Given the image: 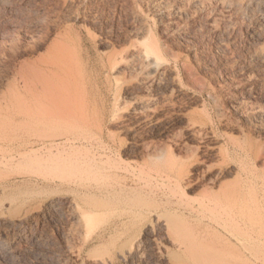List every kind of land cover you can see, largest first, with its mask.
<instances>
[{
  "label": "rangeland",
  "instance_id": "obj_1",
  "mask_svg": "<svg viewBox=\"0 0 264 264\" xmlns=\"http://www.w3.org/2000/svg\"><path fill=\"white\" fill-rule=\"evenodd\" d=\"M144 42L158 46L156 76L137 60ZM55 49L66 65L52 73L72 72L86 123L40 127L76 142L54 156L28 152L45 137L33 131L0 142V264H166L163 237L140 230L141 253L118 257L126 237L104 232L113 217L91 232L76 211H100L108 197L60 186L148 181L152 194L133 201L152 209L178 196L201 201L222 183L242 187L262 223L249 229L250 264H264V0H0L2 128L19 113L25 65L47 70ZM20 152L24 161L7 162Z\"/></svg>",
  "mask_w": 264,
  "mask_h": 264
},
{
  "label": "bare ground",
  "instance_id": "obj_2",
  "mask_svg": "<svg viewBox=\"0 0 264 264\" xmlns=\"http://www.w3.org/2000/svg\"><path fill=\"white\" fill-rule=\"evenodd\" d=\"M149 38H148L149 41L155 40ZM153 44L155 43L153 42ZM61 45L63 44H60V46ZM64 47L67 49L65 45ZM156 47L158 46L149 45L144 42V44H141V48L139 50L137 49L138 51H136V55H137L136 57L138 58L137 60L141 61L142 70L143 69L144 71L146 70V76L147 75L156 76V74H159L161 71L160 69L161 67L158 64V57H157L158 52ZM61 50H63V53L64 51H66L64 50L63 46H61ZM55 51L58 50L55 49ZM61 52L59 51L58 53L56 52L57 53L56 56L55 57L52 56V59L54 58V60L51 62L48 61L49 62L48 65L45 64L44 61V64L47 66L48 69H50L51 73L54 70L56 69L58 70L64 67V65H66L65 62L66 58H64L63 53ZM25 66L28 67L29 69L26 71H22L23 73H21L22 74L21 80L23 84L21 83L20 80H18L23 85L24 87L23 90H25L23 92L25 93L23 96H22L23 93L20 95L23 97V98L19 97V99H21L20 102L15 98V100H17L15 102L20 103V105L18 106L19 109L15 108V110L17 109L19 110V113H17L16 118L10 121V126L7 125V127L8 126L10 127L9 130H7L9 127L7 129L2 128L3 126H1L2 124L0 123L1 130L3 129L7 130L6 132L3 130L2 133L0 130L1 133L0 142L2 141L4 143V142H9L10 140L14 141L16 139H19L21 138L19 137L20 135H22L21 133H24L25 131L28 132L33 131L35 132L34 134H39L41 136V134L44 133L40 132L41 131L40 127L42 128L43 126L52 127V128L53 127L57 128V126L60 127L62 126L64 128L63 130L67 131L75 127L77 128V126L80 127L81 125H84L86 123V119H85L86 117H84L85 116L84 114L87 112H84L83 116L77 115L76 114L77 112L75 113V109L77 111L78 105L76 104V102L74 101L75 99L73 98L75 97L74 95L77 89L72 90L74 88L73 87L74 83L72 84L71 81L69 80L70 76H72L71 71H67V69H65L66 72L62 71L64 74L60 75L62 72L60 74H55L56 72L54 71L55 73L51 74L48 71V69L45 70L46 67L45 68L41 67V69L40 67L36 69L37 68L36 67L34 69L33 66L31 67V65L27 66L26 64ZM30 67L32 69H30ZM43 71H48L49 73L47 72L46 73L51 74V76L50 75L46 76L47 74H45ZM71 78H74V76H72ZM71 90L74 92H72ZM72 95L74 96L73 98ZM37 103H39V105H37ZM17 105L15 107H17ZM33 105L38 107H35V109H33L34 108L32 107ZM11 106L12 105H10L9 108H11ZM2 116H4V114L0 116V120L2 119ZM60 127H58V129ZM58 133L59 132L55 134H49V136L43 135L46 138L41 136V138L43 137L42 140H38V139L36 141H33L31 139L29 141L27 140L28 145L30 146L29 149H31L28 152L35 153L37 151L44 150L47 151L50 156H54L55 152L61 154L62 152L60 151L63 148L65 149V147L67 146L69 147L71 145L73 146V144L76 143V142L74 143V140L68 137V135L67 137H64L66 134H63L61 132L59 134ZM34 134L33 137L35 136ZM30 135L31 134H29L28 136ZM40 136H38V138H40ZM19 147L22 148L21 146ZM20 151L22 152V149H20ZM21 152L18 155L16 154L17 156H14L7 162L19 161L21 163L22 161H24L22 159L27 157V153H21ZM40 153L42 154V152ZM43 157H39L38 159L42 158V160L44 161L45 157L44 158ZM33 159L36 160L37 158H33ZM48 159L49 157H47V159L45 158V160ZM36 161L33 162V164L36 163L33 166L42 165L40 164L42 163L41 161L39 160ZM60 184L59 185L62 187L67 186L71 188L74 192L78 194L79 197L81 193H85L86 195L88 194V197L91 198H96V197L101 198V196L108 197L107 202L104 201V203L106 202L104 205L100 203L97 204L99 207L101 205L103 206L100 207L102 208L100 211L91 212L88 209L87 210L83 209L80 205L77 204L76 206V211L78 210L77 215H79V219L83 223L84 227L90 231L95 230V228H97L95 227L96 223L102 220L103 217L112 216L113 219L112 221L110 220L111 222L110 224L108 223L109 225L106 226L107 228L105 227L104 232L114 233L115 236L117 235V238L118 237L121 238L123 236L126 237L125 240H123V245L121 246V250H119L118 252V257L124 259L132 257L133 255L136 254L139 255L141 253L142 247H144L143 246L144 240L142 241L141 239L139 238L136 239L134 237L136 231L140 230L141 232H144L146 235L152 233L153 236L159 235L163 237L162 239L166 241V247H161L159 249L162 257L161 259H163V261L166 264H250V259L248 256L249 239H250L249 233L252 231L249 232V229L252 226L258 228L261 225L262 227L261 220L256 218L259 220L258 222V220H254V218H251V215L249 216L248 204H247L248 202L245 197L246 192L243 193V191L241 190L242 187L240 188L239 186L237 189H235V185H232V190L230 189L231 187L228 188L227 185L226 186L228 188L227 190L226 187L222 186L223 184L222 183L220 184V186H216L217 188L219 187V189L218 191L216 190L215 192H213L215 189L211 187L212 193L208 192L209 196L203 198V200L201 199V201H196L197 204H195L196 202L190 201L189 198L186 199L185 196H178L174 200H171L172 198L169 199V201L166 200L167 203H165L164 205L167 204L168 205L167 207L162 206L163 208L152 209V207L151 208L145 207L144 204L140 205L138 203L139 202L138 200L136 203L133 201V198H135L134 197L135 194H141V195L142 194L150 195V193L152 194L151 182L149 183V181L122 182V183L103 182V184L101 183L94 185L87 184V182L86 184L80 182H60ZM172 193H174V191H172ZM120 195L125 198L124 199L122 197L119 198L118 196ZM146 206L148 205L146 204ZM90 209H92V207ZM258 230H260V228ZM128 244L130 245V247L126 249ZM100 260H102V264L110 263L109 260L104 258Z\"/></svg>",
  "mask_w": 264,
  "mask_h": 264
}]
</instances>
